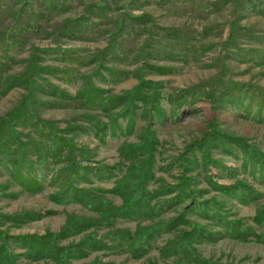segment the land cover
I'll return each mask as SVG.
<instances>
[{
	"label": "rangeland",
	"instance_id": "obj_1",
	"mask_svg": "<svg viewBox=\"0 0 264 264\" xmlns=\"http://www.w3.org/2000/svg\"><path fill=\"white\" fill-rule=\"evenodd\" d=\"M17 2L24 14L32 8L39 16L32 19H42L36 22L39 29L8 40L14 47L6 52L0 48L8 63L5 77L23 74L33 51L40 53V67L58 72L43 73L47 80L38 81L42 89L31 103L42 121L57 126L58 135L28 121L21 123L23 116L15 144L47 149L59 139L68 148L58 157L52 149L46 158L36 150L25 152L21 170L19 162L18 170L13 167L16 155H8L7 148L17 138L7 132L12 121L7 120V126L4 119L26 96L27 87L25 79L10 90L6 81L0 82V216L20 217L0 219V232L8 237L43 236L76 223L71 235L59 241L82 250L74 256L75 263L176 264L174 248L178 251L182 234L191 228L171 229L166 224L182 215L208 230L204 239L192 244L203 258L222 264H264V242L256 237L263 234L264 222L254 219L264 210V159L259 157L264 154V0ZM10 4L11 0H0V10ZM6 20L0 36L14 22H28L10 11ZM234 22L236 41L231 42ZM9 33L13 39L19 32ZM49 49L57 51L41 52ZM140 79L154 82L156 91L146 89L148 102H137L125 118L119 117L123 108L109 110L96 98L95 90L103 97L123 96ZM86 91L92 95L84 100L79 95ZM145 129L157 142L146 187L158 194L152 201L158 215L137 219L113 214L124 202L111 190L129 168L137 180L146 167L147 155L127 152L144 141ZM203 139V145L191 147ZM239 182L252 191L242 196L217 187ZM72 189L105 200L109 210L91 211L72 199ZM179 194L180 201L164 204ZM200 203L206 211L197 206ZM90 240L102 249L95 250ZM17 242H5L14 256L11 264H54L30 258L27 242Z\"/></svg>",
	"mask_w": 264,
	"mask_h": 264
},
{
	"label": "trees",
	"instance_id": "obj_2",
	"mask_svg": "<svg viewBox=\"0 0 264 264\" xmlns=\"http://www.w3.org/2000/svg\"><path fill=\"white\" fill-rule=\"evenodd\" d=\"M17 0H11V4L9 6H13L14 10L18 8L17 13L12 10L13 8L9 7L8 5H2L1 7H5L4 10H0V25L1 28L5 27L6 22H7V13L10 11L15 15V18L18 20H23L26 18L28 21L25 25H20L19 22H14L13 24L9 25L8 31H6L5 34L0 36V48L4 50V52L8 51L10 48L14 47L16 44L14 42H9L8 40L15 41L16 39H21V32L22 34L25 32V30H37L39 29L40 25H36V22L40 20L38 17L34 15V10L32 8L28 9V12L26 14L23 13V10L19 8V2L16 3ZM26 4V2L24 3ZM33 16H35V19H32ZM128 17L130 20H136L131 14H128ZM146 16L142 17L145 18ZM125 18H123L124 20ZM6 20V21H5ZM3 21L4 24H3ZM120 21V20H119ZM122 24L124 21H121ZM120 24V26L122 25ZM146 25V22L144 23ZM19 27H21V30H19ZM16 30L17 35L15 38L10 39L11 31ZM151 29V26L149 27V30ZM237 29V24L234 22L231 24V37L230 39L231 42H235V32ZM7 44V45H6ZM18 45H23V44H18ZM57 50L49 49V50H43L41 51L42 53L48 54L51 52H56ZM59 51V50H58ZM38 54H40L37 51H33L32 58L30 60V63L28 64L29 66L27 67V70L18 76L15 77H5L7 75V68H8V63H7V58L6 56L0 55V82L6 81L7 83L5 84L6 90H10L11 88L15 87L20 81H24L25 79V86L27 87V93L24 98L20 101V104L10 113V115L4 119V124L8 126V121H12V124L9 125V129H7V132L12 136L16 137V141L9 143V146L7 148L8 150V155L15 156L16 155V162L13 163V167H16L18 170L19 163L22 164L21 168L24 166L22 162H24L26 159V153L28 151H34L36 150L38 153L43 154V156L49 155L48 150L52 149V151L55 152L56 156L58 157L59 154L61 155L64 151V148H68V146L62 145L59 141L56 143V146L54 148H47L41 144H39L38 147L35 146H25L24 142L15 144L16 142L19 141V135L20 133L16 131V127L19 123V120L21 117L25 116V119L20 121L21 123H24L26 121L30 122L32 125L35 127H38L42 131H49L52 133L55 137L57 134V126L55 124H50L47 122L42 121L36 113L32 110L31 108V103L35 101L34 99V94L40 93V90L42 89L40 87V83L38 82L41 78L47 80V78H43V73L45 72L48 73V69L46 70L45 67H40L39 65V59H38ZM15 62V61H14ZM148 67V66H146ZM150 68H154L153 65L149 66ZM148 67V68H149ZM167 71H169L168 68H165ZM157 73H165V71H161L159 69H153ZM171 70V69H170ZM62 71V70H61ZM42 74V75H41ZM52 74L51 76H55L58 74V72H54V70H51L50 73L46 74L49 75ZM156 84L150 80L146 79H140L138 85L130 92L125 93L123 96L119 97H103L98 90H95L96 98L100 99V101L104 102L103 107L107 108L109 110L112 109H122L120 111L119 117L120 118H125L128 114L132 113L134 109L138 106L137 102L142 101L144 103L148 102V96L146 95V89H153V92L156 91ZM152 92V93H153ZM151 93V94H152ZM60 95H65L63 93H59ZM92 92L91 91H86L85 93H82L79 95L80 98H83L84 100H87L91 97ZM152 99V97L150 98ZM107 101V102H106ZM106 102V104H105ZM18 112L22 113L19 114ZM25 114V115H24ZM3 126V125H2ZM60 135V134H59ZM3 138L2 134H0V139ZM65 139L68 141V138L66 139L65 137H62V139ZM63 139V140H64ZM152 137L150 134L146 133L145 129V136H144V141L135 146H131L130 149L127 151L128 154H131V156H134V153L140 152L142 155H147L146 156V161H145V169L143 173H140L139 178L137 180L133 179V170H130L129 168V174L124 176V178L120 179L117 183L116 186L111 190V193L120 196L123 199L124 202V207L118 212H114L113 214L117 215H129V216H134L137 219H148V218H153L158 215V212L156 213L154 206L152 204V201L158 197L157 193H153L150 190L147 189L146 185L148 181H150V168L151 164L153 162V153L155 151L154 149V143H157L156 140L154 143L152 142ZM70 142V141H69ZM206 142V139H203L200 143H194L191 147L195 146H201ZM70 149V148H69ZM4 150V151H7ZM10 152V153H9ZM259 157H262L264 159V154H259ZM19 162V163H18ZM70 162L76 164L75 162L71 161ZM29 166L30 164H26ZM33 165V164H31ZM42 167H46V163H40ZM77 165V164H76ZM33 167V166H32ZM20 173V172H18ZM36 184L39 185V187L43 188V184L40 182L36 181ZM215 186H217L215 183H213ZM218 188H222L227 192V194H235V193H240L242 196L248 194V192H251L252 189L250 186L245 185L241 182L234 184L233 186L230 187H221L217 186ZM72 199L74 201L79 202L80 204L84 205L88 209L94 212H99V211H108L109 210V205L106 203L105 200H100L98 201L95 197L92 198L89 193L84 192V191H79L77 189H72ZM181 194L174 198H170L168 200L164 201V204H169V206H172L176 201L179 199L180 201ZM202 203L198 204L197 206H200L202 210H207L204 208V204L201 205ZM37 217V216H35ZM20 217H6V216H0V219H5L6 221H18ZM34 218V217H33ZM27 218H21L20 221H25ZM255 222L257 223H263L264 222V210L258 212V214L255 216ZM74 221L75 219H71ZM71 221V222H72ZM12 223V222H11ZM76 225V223H72L69 227H67L63 232L59 234H46L43 236L39 235H32V236H22V237H8L6 234L0 232V237L3 240V244L0 246V264H11L14 263V256L9 253V247L5 244L7 239H11L14 241H19L17 243H20L22 241H26L29 249H28V256L32 259H50L54 264H78L73 262L74 256L78 258L82 254V250H79V248L72 249V247H64L61 245L59 241L63 239H67L72 233L71 232V227ZM183 225H187L188 228H191L190 231H187L182 234L180 238V242L178 243L179 246L177 248L178 251H176V248H174V255H176L177 260L176 264H222L219 262H214L212 260H208L200 256L196 251L192 248V244L195 241H198V239H204L207 235V229L203 227H199L196 224H192L190 221H187L185 217L182 215L177 216L176 218L170 220L167 224L166 227L174 229ZM83 230L82 227L79 228L78 233H80ZM152 231L156 230L151 229ZM244 231L246 228L243 229ZM250 230V229H248ZM157 232V231H156ZM155 232V233H156ZM77 233V234H78ZM257 239L261 240V242H264V232L262 235H257ZM90 243L92 244V247L95 250H101L102 245L98 244L95 240L93 242L90 240ZM104 249V248H103ZM88 264H102L100 262H92Z\"/></svg>",
	"mask_w": 264,
	"mask_h": 264
}]
</instances>
